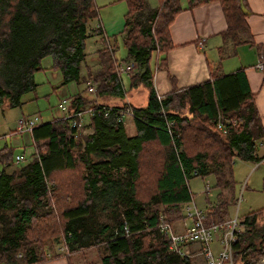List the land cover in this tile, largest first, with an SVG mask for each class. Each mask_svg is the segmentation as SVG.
<instances>
[{"label":"trees","instance_id":"obj_1","mask_svg":"<svg viewBox=\"0 0 264 264\" xmlns=\"http://www.w3.org/2000/svg\"><path fill=\"white\" fill-rule=\"evenodd\" d=\"M124 1L122 60L134 65L127 89H147L145 105H131L132 135L117 119L118 105L95 103L98 96H122L127 90L116 70V37L105 39L98 31L104 41L96 51L99 68L80 73L87 24L97 16L94 0H0V105L24 102L47 56L48 68L60 72L62 84L83 79L86 89L88 81L95 86L94 97L74 92L68 101L70 109L95 108L86 123L72 126L64 117L40 121L30 133L37 154L11 170L12 148L0 150V263L45 261L61 252L54 250L59 239L66 256L96 249L99 264H194L168 248L157 227L160 215L172 224L183 219L181 205L193 199L192 177L213 174L224 189L232 184L235 158H261L257 147L264 130L244 70H211L208 79L182 88L173 84L157 98L150 59L157 53L160 68L174 46L169 24L183 8L181 0H158L154 7L146 0ZM185 1L186 8L217 1L226 22L224 37L240 40L239 33L247 30L246 0ZM219 115L237 124L221 133L215 126ZM85 127L90 132L82 133ZM217 195L204 210L205 223L229 218L226 197L222 191ZM263 211L238 217L233 264H254L264 255Z\"/></svg>","mask_w":264,"mask_h":264},{"label":"crops","instance_id":"obj_2","mask_svg":"<svg viewBox=\"0 0 264 264\" xmlns=\"http://www.w3.org/2000/svg\"><path fill=\"white\" fill-rule=\"evenodd\" d=\"M157 3L158 0L152 7L156 6ZM181 4L183 8L169 24L170 38L174 46L165 54L164 65L160 68L157 67L159 57L157 53H154L150 59L154 90L158 94L164 95L172 89L173 84H175L176 88H182L208 79L211 70L217 73H229L237 68H242L248 87L253 93L254 108L260 116L264 130V0H246L247 8L249 9V13L245 17L247 30L239 33L238 37L240 40L223 36L222 33L226 29V22L220 4L217 1L205 2L191 8H186L185 0ZM93 20V25L90 24L91 21H88L87 24L88 36L85 39V45L90 36L97 34V30L107 37L102 21L100 22L99 18L97 20L94 18ZM115 24V21L109 22L107 28L111 29L116 26ZM94 38L96 39L92 45V50L94 49V57L96 56V58L93 57L95 64H84L85 68L87 67L92 72L97 71L99 68L96 51L103 47V44H98L96 41L98 40L97 36ZM85 53L87 54L86 51ZM260 62L263 63L262 68L257 66ZM47 65L44 68L49 67L50 64ZM170 76L173 78V82ZM144 96L146 99L147 89L145 86L139 85L127 89L122 96H98L95 103L108 105L128 103L138 106L136 103H140ZM137 97L139 98L137 99ZM125 98H129L130 101ZM20 132L31 139L30 143L33 150L31 134L25 131ZM126 134L128 133L126 132ZM132 134H134V129L128 135ZM20 153L23 155L21 161L28 159L27 153ZM257 154L261 158L253 163L258 166L264 163V138L258 142ZM7 170H11V168L7 167ZM205 209L200 210L204 212ZM181 226V221L174 223V227L177 230H180ZM214 248H219L217 242L214 243ZM189 249L192 253L191 258L194 264H207L202 254L198 253L197 243L191 244ZM73 256V254L66 256L60 252L37 264H81L76 259L75 262L71 261ZM89 262L91 261L85 260V264Z\"/></svg>","mask_w":264,"mask_h":264},{"label":"rangeland","instance_id":"obj_3","mask_svg":"<svg viewBox=\"0 0 264 264\" xmlns=\"http://www.w3.org/2000/svg\"><path fill=\"white\" fill-rule=\"evenodd\" d=\"M156 1L157 0H146L147 7H152ZM181 2H184V0H181ZM94 3L97 7V16L94 18L96 20L99 18L100 22L102 21L104 25L103 28L107 34V37L104 36L105 39H112L116 37V48L114 52L118 60L116 64L124 66L127 62H131V60H122L126 55V50L123 46L120 32L122 30L124 14L127 11L126 2L124 0H94ZM93 19L89 20L91 21L90 24L92 25L94 21ZM113 21L116 22V26L111 29L107 28L108 23ZM96 32L97 34L93 35L94 37L97 36L98 40L96 41L98 44H104V41L101 40L102 36L98 34V30ZM93 36H90L87 39V43L85 45V51L87 52L85 55L86 58H84V61L80 64V73L82 75H85L86 71L84 64H95L94 58H96V56L94 57L95 52L94 49L92 50V45L95 43L96 38ZM47 64H50L49 56L44 57L41 60V65L43 67H45ZM121 77L124 87L127 89V73L122 72ZM34 80L37 83L35 90L32 92H27L23 95L22 100L24 102L20 106L4 107L0 105V150L4 146H9L12 148V161L10 162V165H8L10 168H14L15 165L17 166L24 161H18L17 163L14 158L16 154H21L20 152L27 153L28 159H31L33 157L32 153L37 152V148L34 145L32 150V144L30 143L31 139L26 134L17 130L19 118L37 115L39 117V121L53 120L54 118H60L64 116L63 112L57 107V104L61 99L65 98L69 101L71 95L74 92H80L84 95H87L88 97H94V91L89 92L85 88V80L80 79L79 82L72 81L62 84L60 72L55 69H49L48 67L35 71ZM89 82L90 85L94 86L93 82ZM138 98L139 97H137V99ZM125 99L130 101L129 98ZM145 101L146 99L144 96V99L140 103L136 104H138V106H143ZM122 104L124 103H121V105ZM88 106L89 105H86L84 107ZM86 122L87 118L82 124ZM123 122L126 132L128 134L132 133V130L134 129L132 118L130 116H125L123 118ZM89 131L90 129L85 127L82 130V133H88ZM2 166L3 164L0 160V169ZM231 180V185L224 189H220L215 184V178L213 174H208L204 177H192L188 181L189 188L193 193V199L191 202L194 203L198 209L203 210L209 204L216 202L218 199L217 193L222 191L228 203L227 212L229 217L237 216V218H240L248 211L264 207V163H261L257 166L253 162L243 161L239 158H235L232 164ZM206 184L209 185L210 190H205ZM260 223H264V211L260 217ZM60 245L61 243L59 239H56L54 250H59L61 253L65 254L64 249ZM54 250L49 251V253H53ZM73 255L74 256L71 260L73 262H75L76 259V261L81 264H85V260L91 261L93 264H99V255L94 248H90L84 253H75Z\"/></svg>","mask_w":264,"mask_h":264},{"label":"built area","instance_id":"obj_4","mask_svg":"<svg viewBox=\"0 0 264 264\" xmlns=\"http://www.w3.org/2000/svg\"><path fill=\"white\" fill-rule=\"evenodd\" d=\"M202 43V41H200ZM263 63L260 62L257 66L262 68ZM116 70L118 74L122 72L131 73L134 70L133 62L129 61L124 66L117 64ZM89 92L94 91V86L90 85L88 81ZM156 92V91H155ZM157 98H161V95L156 92ZM99 104V103H98ZM113 106V105H109ZM120 108L116 111L118 120L123 121L125 116L132 117V106L128 103L118 105ZM57 107L63 112L64 118H68L72 126L81 125L84 120L91 117L95 108L93 106L70 109L68 106V100L61 99L57 104ZM108 111H104L103 116H106ZM85 118V119H84ZM221 115L216 120V129L221 133H226L228 127L235 126L237 121L234 118H228L224 121ZM39 117L37 115H30L18 119L17 130L31 133L33 127L39 123ZM172 124L171 122L169 125ZM37 154V153H36ZM15 161L22 160V154L15 155ZM209 189V185H205V190ZM192 201V200H191ZM191 201L183 203L181 205V213L183 219L181 221V229L177 230L174 224L165 220L163 215H160L157 227L160 232L164 233L168 239V248L181 255L192 256L189 246L193 243L198 244V253L202 254L207 264H233L231 254V244L235 240V232L237 229L238 218L237 216L229 217L224 221L205 223V213L198 209ZM127 232V227L124 226ZM219 245L218 249L214 248V243ZM6 264V263H0ZM254 264H264V255H262Z\"/></svg>","mask_w":264,"mask_h":264},{"label":"bare ground","instance_id":"obj_5","mask_svg":"<svg viewBox=\"0 0 264 264\" xmlns=\"http://www.w3.org/2000/svg\"><path fill=\"white\" fill-rule=\"evenodd\" d=\"M22 159H23V155H22Z\"/></svg>","mask_w":264,"mask_h":264}]
</instances>
